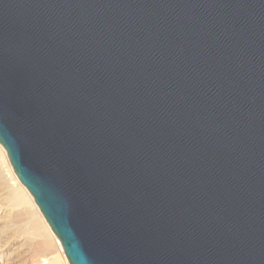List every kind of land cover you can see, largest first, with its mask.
<instances>
[{
  "label": "water",
  "instance_id": "water-1",
  "mask_svg": "<svg viewBox=\"0 0 264 264\" xmlns=\"http://www.w3.org/2000/svg\"><path fill=\"white\" fill-rule=\"evenodd\" d=\"M0 144L69 264H264V0H0Z\"/></svg>",
  "mask_w": 264,
  "mask_h": 264
},
{
  "label": "bare ground",
  "instance_id": "bare-ground-1",
  "mask_svg": "<svg viewBox=\"0 0 264 264\" xmlns=\"http://www.w3.org/2000/svg\"><path fill=\"white\" fill-rule=\"evenodd\" d=\"M69 264L0 144V264Z\"/></svg>",
  "mask_w": 264,
  "mask_h": 264
},
{
  "label": "rangeland",
  "instance_id": "rangeland-1",
  "mask_svg": "<svg viewBox=\"0 0 264 264\" xmlns=\"http://www.w3.org/2000/svg\"><path fill=\"white\" fill-rule=\"evenodd\" d=\"M64 264V263H63Z\"/></svg>",
  "mask_w": 264,
  "mask_h": 264
}]
</instances>
